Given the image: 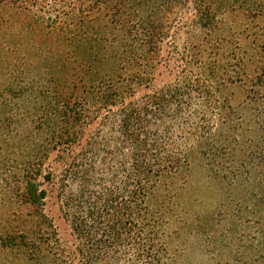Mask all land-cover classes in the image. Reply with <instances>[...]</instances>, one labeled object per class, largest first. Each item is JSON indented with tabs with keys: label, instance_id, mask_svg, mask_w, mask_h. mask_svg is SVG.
<instances>
[{
	"label": "trees",
	"instance_id": "obj_1",
	"mask_svg": "<svg viewBox=\"0 0 264 264\" xmlns=\"http://www.w3.org/2000/svg\"><path fill=\"white\" fill-rule=\"evenodd\" d=\"M258 19L264 0H0V130L23 152L22 202L56 237L11 234L2 246L38 264H176L197 150L207 147L205 166L223 173L207 162L216 143L208 115L231 108L217 94L228 75L248 79L253 67L251 100L262 95ZM183 25L194 34L181 66L203 74L171 84L160 71L173 60L171 31ZM193 91L204 103L197 145L174 134ZM50 192L73 222L68 247L44 212Z\"/></svg>",
	"mask_w": 264,
	"mask_h": 264
},
{
	"label": "rangeland",
	"instance_id": "obj_2",
	"mask_svg": "<svg viewBox=\"0 0 264 264\" xmlns=\"http://www.w3.org/2000/svg\"><path fill=\"white\" fill-rule=\"evenodd\" d=\"M256 24L261 32L264 22L258 19ZM176 26L177 23L172 24L171 28L174 30ZM181 29H177L175 34L170 30L171 41L166 47V58L172 57L173 60L169 68L160 71L161 78L170 83L179 76L194 79L203 74L201 65L181 66L182 47L194 34V29L188 25L181 26ZM248 41L242 44L243 49L245 44L250 47ZM173 44L181 47L179 55L173 52ZM97 53L99 55V44ZM258 67L264 69V60ZM252 69L248 68V79L241 70L228 75L233 79L221 87L217 99L231 108L215 116L212 112L208 115L213 118L215 135L209 146L216 143L211 153L213 158L207 162L212 164L215 158L214 162L219 163L217 166L223 173L217 177L209 164L205 166L207 147L197 150L190 187L182 198L181 212L186 213L188 225L175 238V244L179 246L176 264H264V85L261 87L262 95L253 102ZM189 101L191 105L175 122L174 134L187 136L191 143L194 139L193 144L197 145L196 136L202 133L203 97L193 91ZM97 129V125H91L89 136ZM225 138H229L230 143L221 142ZM14 140L6 129L0 130V264H38L35 255L26 257L22 249L2 246V241L11 234L21 236L27 232L36 238L43 230L50 234L51 244L56 238L49 224L42 225L37 210L22 202L24 159L23 152L14 146ZM236 171L238 174L233 177ZM74 188L77 190L76 185ZM52 194L50 192L48 196L44 212L61 243L68 247L76 241L73 222L68 209L62 208L57 193ZM198 220H203L206 225L200 226ZM48 248L45 245V249Z\"/></svg>",
	"mask_w": 264,
	"mask_h": 264
}]
</instances>
